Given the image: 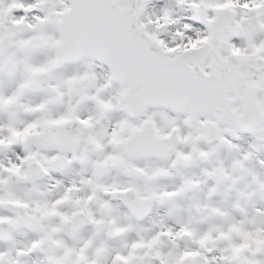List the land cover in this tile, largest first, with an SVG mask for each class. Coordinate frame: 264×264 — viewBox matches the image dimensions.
Returning a JSON list of instances; mask_svg holds the SVG:
<instances>
[{"label":"snow or ice","instance_id":"obj_1","mask_svg":"<svg viewBox=\"0 0 264 264\" xmlns=\"http://www.w3.org/2000/svg\"><path fill=\"white\" fill-rule=\"evenodd\" d=\"M0 264H264V0H0Z\"/></svg>","mask_w":264,"mask_h":264}]
</instances>
